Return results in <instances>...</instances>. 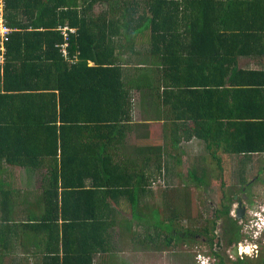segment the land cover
<instances>
[{
	"label": "trees",
	"instance_id": "trees-1",
	"mask_svg": "<svg viewBox=\"0 0 264 264\" xmlns=\"http://www.w3.org/2000/svg\"><path fill=\"white\" fill-rule=\"evenodd\" d=\"M97 5L106 8L95 14ZM3 19L0 252L30 246L25 255H40L41 264H94L113 251L118 206L128 202L133 218L144 219L138 204L158 178L182 176L170 163L181 165L183 140L204 141L220 170V153L264 155V67L242 65L264 62V0H5ZM134 90L147 105L145 121L166 122L171 105L177 140L149 145L144 131L146 142L125 143L149 128L131 124ZM7 166L43 174L39 193L16 190L3 176ZM230 198L223 195L215 218L198 214L205 223L195 229L176 231L175 220L195 218L184 207L154 227L166 247L196 236L212 247L222 219L227 244L238 245Z\"/></svg>",
	"mask_w": 264,
	"mask_h": 264
},
{
	"label": "rangeland",
	"instance_id": "rangeland-1",
	"mask_svg": "<svg viewBox=\"0 0 264 264\" xmlns=\"http://www.w3.org/2000/svg\"><path fill=\"white\" fill-rule=\"evenodd\" d=\"M105 8V5H97L94 9V13L100 14ZM138 48H141V50L143 49L140 45ZM248 63L244 60L242 65L251 68L256 66L250 61ZM200 148H202L200 153H191L186 150L183 154L184 157H181L182 163L179 165V169L182 173L181 177H178L176 174L169 175V177L162 176L152 185V193L143 200V204L146 205L141 207L142 210L136 209V212L142 211V215L147 220L145 218H142V220L134 219L132 216L134 222L132 223L133 226H131V229L126 228V225H128L127 221L124 223L123 230L129 232L127 238L129 243L127 247H129V251H133L134 253L132 254H136L141 250L143 252L142 258H132L130 253L125 252L122 255L125 262L123 260L120 262V259L117 260L111 257L108 264H126L128 261L133 264H199L197 259L198 256L208 258L209 264H219L221 260H223L225 264H237V260L239 259H244L248 262L252 260L254 264H264V232H262L259 237L255 238V240H252L251 233L243 231L245 224L249 223L251 220L257 219L249 213L248 209L257 204H264V155L237 156L220 153L219 156L222 158V170H220L217 166V162H214L209 155L205 144ZM174 162L176 163V161H171L170 166L173 167ZM190 171L197 172V179L199 181L204 179L205 185L197 186V182L188 175ZM174 173L177 172L175 171ZM240 174L245 177V184L240 182ZM16 179L19 183L18 186H23L20 182L21 178L17 177ZM166 179L169 181V185ZM180 192L183 200L180 201L181 204H177L179 201L173 197L177 194L178 198ZM186 193L189 194L191 202L190 204L184 205L186 200H188V195ZM224 194L231 197L232 204L238 197L244 196L245 194L248 197L247 207L243 205L246 208L245 214L241 218L244 220V223H240L241 219H238L237 216L234 218L238 220L239 225L242 227L241 232L243 234V239H248L257 244V250L254 251L252 255L248 253H239L238 256H235L233 254V249L236 246L239 252V244L232 246L227 244L223 231L225 223L222 219L218 220L215 227V238L212 247L209 245L208 238L204 236H196L193 238L192 242L185 241L173 247H166L164 245L163 231L159 232L154 226H156V224L166 226V224L161 223L162 221L170 223L167 218L174 217V214H172L174 208L182 209L184 207V211L188 210V215L195 217L194 220L190 218L189 220L185 217L175 220L174 226L176 231L185 228L195 229L197 226L205 223V219L215 218L216 209L220 208V205L223 204ZM224 203L228 204L229 201L226 200ZM125 204L129 203L126 202ZM155 210L157 211L156 214L154 213ZM121 213L126 218H131L133 211L132 208L129 207L121 211ZM198 214L203 215L205 219H200ZM163 245L166 249L157 252L152 250L155 247L157 249H159V246L164 247ZM151 251L157 253V255L152 254ZM215 253H218L217 256Z\"/></svg>",
	"mask_w": 264,
	"mask_h": 264
},
{
	"label": "crops",
	"instance_id": "crops-1",
	"mask_svg": "<svg viewBox=\"0 0 264 264\" xmlns=\"http://www.w3.org/2000/svg\"><path fill=\"white\" fill-rule=\"evenodd\" d=\"M254 63V62H253ZM254 67H264V62L259 65H257L256 63H254ZM253 67V68H254ZM138 74H142V73H138ZM128 77H131V74L128 75ZM132 100L134 103V109L132 112V122L131 124H143L144 122H149V121H145V119H148L149 117L145 115V111H147V105H143L141 102V94L139 91H133L132 92ZM171 102V101H170ZM166 114L169 115V119L170 116L173 114L171 105L169 104L166 109ZM168 119V120H169ZM168 120H161V121H151L149 123H146L145 125L149 124V128L147 126L141 125L139 127H137L138 132L136 133H128V135L125 138V143H131V144H142L144 142H146L148 140L149 145H159V144H170L172 142V140H177V136H175L174 134H172L175 128H173L175 125L172 122H167ZM144 126V127H142ZM146 132L148 134V139L143 140L142 137V132ZM147 142V143H148ZM203 144H205L204 141L198 139L197 137H193V139H191L190 141H182L180 143V158L184 157V153L186 150H188L191 153H200L202 148H200L201 146H203ZM206 147V145H205ZM176 158V157H175ZM177 163L173 164L172 169H177L179 165H176ZM177 171H180V169H177ZM18 175V176H17ZM41 174L39 171H29L27 169L21 168V167H10L7 166L5 173H4V177L7 181H9L10 184H12L16 190L21 191L22 193L24 192H32L34 193V195L39 193V189H40V178H41ZM17 177H20V182L21 184H23V186L21 185V187L18 186V182L16 181ZM22 180V181H21ZM151 189V193H152ZM128 205V206H126ZM146 204H138V209L142 210L141 207H144ZM25 204H22V210H24ZM120 206V208H119ZM117 208V212H118V217L119 220L121 222V226L120 227H116V230L113 232L114 234V238L112 240V253L109 254H98L95 257L94 260V264H108L111 260V257H113V259H120V262H122L123 260V253L128 252L131 254L132 258H142L143 252L141 250H139V252H137L136 254H132L134 253L133 251H129V247H127V244L129 246L128 243V234L129 232L124 231L123 230V225L124 223L127 221L128 225H126L127 229H131V226H133V218L131 215V218H126L121 211H124L125 209L131 207L132 208V204H120ZM127 207V208H126ZM142 212V211H141ZM142 214H137L136 218L142 217ZM140 220L142 218H139ZM138 221V220H137ZM140 222V221H139ZM140 224V223H139ZM156 248V247H155ZM153 248L152 250H154L155 252L160 251L159 249H155ZM165 249V248H164ZM33 250L32 247H26L25 249H21V251L19 252L18 250L16 251L15 254L12 253V250L9 251H2L0 252V264H41V257L39 255L37 262H35V258L33 256L30 255H25V253H31ZM152 252V254L157 255V253ZM150 253V255H151ZM32 254V253H31ZM5 260V262H4ZM124 261V260H123ZM125 262V261H124ZM126 264H133L130 261L126 262Z\"/></svg>",
	"mask_w": 264,
	"mask_h": 264
},
{
	"label": "clouds",
	"instance_id": "clouds-1",
	"mask_svg": "<svg viewBox=\"0 0 264 264\" xmlns=\"http://www.w3.org/2000/svg\"><path fill=\"white\" fill-rule=\"evenodd\" d=\"M245 197H247L246 194L244 196L238 197L236 201L233 202L230 210L231 216H237V209L240 207L241 203H243V205L247 207L248 197ZM248 211L257 219L251 220L249 223L245 224L243 231L250 232L252 240H255V238L259 237L261 233L264 232V204L254 205V207L249 208ZM240 223L243 224L244 220L241 219ZM237 243L239 244V253H248L249 255H252V253L257 250V244L251 242L248 239H243L242 241H238ZM197 259L199 261V264H209V259L204 256H198Z\"/></svg>",
	"mask_w": 264,
	"mask_h": 264
},
{
	"label": "built area",
	"instance_id": "built-area-1",
	"mask_svg": "<svg viewBox=\"0 0 264 264\" xmlns=\"http://www.w3.org/2000/svg\"><path fill=\"white\" fill-rule=\"evenodd\" d=\"M4 6H5V0H0V34L2 35L3 40H7L8 39L7 34L10 32V29L4 23V19H3Z\"/></svg>",
	"mask_w": 264,
	"mask_h": 264
},
{
	"label": "water",
	"instance_id": "water-1",
	"mask_svg": "<svg viewBox=\"0 0 264 264\" xmlns=\"http://www.w3.org/2000/svg\"><path fill=\"white\" fill-rule=\"evenodd\" d=\"M245 207L243 206V203H241L240 207L237 209V218L238 219H241L244 214H245ZM233 254L235 256H238L239 255V252H238V247L236 246L234 249H233Z\"/></svg>",
	"mask_w": 264,
	"mask_h": 264
},
{
	"label": "flooded vegetation",
	"instance_id": "flooded-vegetation-1",
	"mask_svg": "<svg viewBox=\"0 0 264 264\" xmlns=\"http://www.w3.org/2000/svg\"><path fill=\"white\" fill-rule=\"evenodd\" d=\"M235 198H237V197H235ZM246 209V208H245Z\"/></svg>",
	"mask_w": 264,
	"mask_h": 264
}]
</instances>
